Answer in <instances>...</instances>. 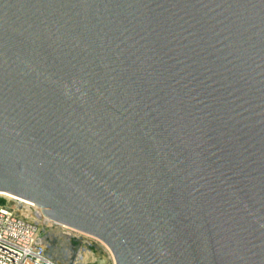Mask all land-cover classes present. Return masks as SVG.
Instances as JSON below:
<instances>
[{
    "label": "water",
    "instance_id": "1",
    "mask_svg": "<svg viewBox=\"0 0 264 264\" xmlns=\"http://www.w3.org/2000/svg\"><path fill=\"white\" fill-rule=\"evenodd\" d=\"M0 194L116 264H264V0H0Z\"/></svg>",
    "mask_w": 264,
    "mask_h": 264
},
{
    "label": "built area",
    "instance_id": "2",
    "mask_svg": "<svg viewBox=\"0 0 264 264\" xmlns=\"http://www.w3.org/2000/svg\"><path fill=\"white\" fill-rule=\"evenodd\" d=\"M16 199L33 217H26L15 206L0 205V264H55L47 254L42 233L48 219L35 203Z\"/></svg>",
    "mask_w": 264,
    "mask_h": 264
},
{
    "label": "rangeland",
    "instance_id": "3",
    "mask_svg": "<svg viewBox=\"0 0 264 264\" xmlns=\"http://www.w3.org/2000/svg\"><path fill=\"white\" fill-rule=\"evenodd\" d=\"M0 205L15 206L26 217H33L17 199L0 195ZM42 233L47 254L55 264H116L110 248L98 238L53 222H46Z\"/></svg>",
    "mask_w": 264,
    "mask_h": 264
},
{
    "label": "bare ground",
    "instance_id": "4",
    "mask_svg": "<svg viewBox=\"0 0 264 264\" xmlns=\"http://www.w3.org/2000/svg\"><path fill=\"white\" fill-rule=\"evenodd\" d=\"M0 195H5V196H8V197H11V198H13V199H16V198H14V197H12V196H9V195H7V194H0ZM47 222H51V221H47ZM45 224V223H44Z\"/></svg>",
    "mask_w": 264,
    "mask_h": 264
}]
</instances>
